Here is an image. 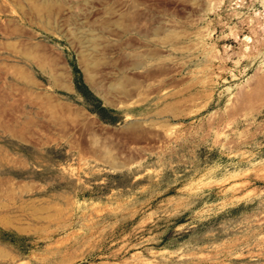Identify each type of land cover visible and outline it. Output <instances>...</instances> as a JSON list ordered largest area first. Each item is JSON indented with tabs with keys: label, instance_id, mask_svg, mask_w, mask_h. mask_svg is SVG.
Listing matches in <instances>:
<instances>
[{
	"label": "rangeland",
	"instance_id": "1",
	"mask_svg": "<svg viewBox=\"0 0 264 264\" xmlns=\"http://www.w3.org/2000/svg\"><path fill=\"white\" fill-rule=\"evenodd\" d=\"M0 264H264V0H0Z\"/></svg>",
	"mask_w": 264,
	"mask_h": 264
}]
</instances>
